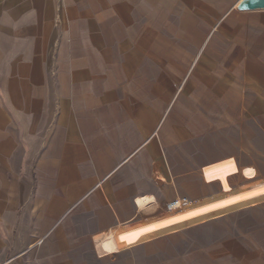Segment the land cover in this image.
<instances>
[{
    "label": "crops",
    "instance_id": "crops-1",
    "mask_svg": "<svg viewBox=\"0 0 264 264\" xmlns=\"http://www.w3.org/2000/svg\"><path fill=\"white\" fill-rule=\"evenodd\" d=\"M237 1L0 0V264H264V196L201 220L264 143Z\"/></svg>",
    "mask_w": 264,
    "mask_h": 264
},
{
    "label": "rangeland",
    "instance_id": "rangeland-1",
    "mask_svg": "<svg viewBox=\"0 0 264 264\" xmlns=\"http://www.w3.org/2000/svg\"><path fill=\"white\" fill-rule=\"evenodd\" d=\"M232 1H230L229 6L232 7ZM213 9V11L216 10V5H209L208 7ZM236 9V8H234ZM200 14V13H199ZM154 134V133H150ZM249 134V132H248ZM260 140L262 139V132L260 134ZM253 136V134H252ZM256 136V135H254ZM246 144H252V143H246ZM225 169L223 168V171L221 175H224L227 173L228 177H238L237 183L234 184L235 187H239L241 184H244L242 187H240L235 192H230L228 194L223 195H214L207 197V202L214 203L218 202L226 197H229L233 194L242 193L250 191L251 194L247 195L244 199H242L241 202L235 201L234 203H229L226 205V209H224L222 206L218 207L214 213L207 214L204 217L201 218V220L206 219H226L229 221H235L240 218L241 220L250 218L246 215H241V217H238L236 212H229L231 210L237 209L239 207L248 205L250 203H254L257 201L260 197L264 196V143H254L253 147H246L245 149V160H244V170L242 171V167H237L236 165H233L230 163L225 165ZM244 172V173H243ZM216 183V182H215ZM231 187V186H230ZM257 189H260L258 191ZM235 190V189H234ZM187 201H184L181 203V210L183 211V206ZM238 202V203H237ZM179 210V209H178ZM169 211H177V209L169 210ZM227 230L236 232V224H232ZM197 235H205L206 232L204 229L196 233Z\"/></svg>",
    "mask_w": 264,
    "mask_h": 264
},
{
    "label": "water",
    "instance_id": "water-1",
    "mask_svg": "<svg viewBox=\"0 0 264 264\" xmlns=\"http://www.w3.org/2000/svg\"><path fill=\"white\" fill-rule=\"evenodd\" d=\"M235 8L240 11L264 9V0H238Z\"/></svg>",
    "mask_w": 264,
    "mask_h": 264
},
{
    "label": "built area",
    "instance_id": "built-area-1",
    "mask_svg": "<svg viewBox=\"0 0 264 264\" xmlns=\"http://www.w3.org/2000/svg\"><path fill=\"white\" fill-rule=\"evenodd\" d=\"M184 201H185L184 198H175L172 201L168 202L167 207L169 210L173 209V208L179 206Z\"/></svg>",
    "mask_w": 264,
    "mask_h": 264
},
{
    "label": "bare ground",
    "instance_id": "bare-ground-1",
    "mask_svg": "<svg viewBox=\"0 0 264 264\" xmlns=\"http://www.w3.org/2000/svg\"><path fill=\"white\" fill-rule=\"evenodd\" d=\"M181 205V204H180ZM177 206V207H175V208H173V209H170V210H174V209H179L181 206ZM183 215V214H182Z\"/></svg>",
    "mask_w": 264,
    "mask_h": 264
}]
</instances>
